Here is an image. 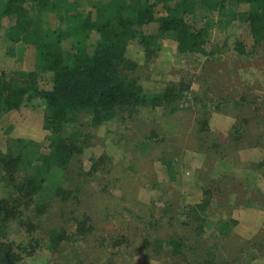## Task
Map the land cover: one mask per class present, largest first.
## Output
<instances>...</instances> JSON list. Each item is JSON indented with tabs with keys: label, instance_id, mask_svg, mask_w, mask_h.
Returning a JSON list of instances; mask_svg holds the SVG:
<instances>
[{
	"label": "rangeland",
	"instance_id": "374dc122",
	"mask_svg": "<svg viewBox=\"0 0 264 264\" xmlns=\"http://www.w3.org/2000/svg\"><path fill=\"white\" fill-rule=\"evenodd\" d=\"M1 36L0 73L29 71L33 51ZM129 54L149 93L183 78L190 82L193 109L171 117L148 110L137 115L141 131L119 123L93 129L86 117L72 126L81 131L85 149L68 170L51 173L47 190L82 186L83 192L64 200L60 194L49 203L44 198L48 205L40 226L44 238L66 228V243L76 253L59 255L51 264H264V47L252 58L221 45L207 57L182 56L177 44L167 41L157 58L145 59L134 43ZM42 78L52 83L50 74ZM44 112L35 103L6 114L0 135L11 145L25 140L46 151L51 134ZM203 116L209 117L205 132L198 121ZM205 190L211 197L207 216L232 223L227 237L211 228L196 239L191 227L178 225L181 207L199 204ZM86 217V228H78ZM174 233L197 240V255L171 252L162 241ZM51 259L43 249L22 264Z\"/></svg>",
	"mask_w": 264,
	"mask_h": 264
},
{
	"label": "trees",
	"instance_id": "16d2710c",
	"mask_svg": "<svg viewBox=\"0 0 264 264\" xmlns=\"http://www.w3.org/2000/svg\"><path fill=\"white\" fill-rule=\"evenodd\" d=\"M0 35L34 53L29 71L13 77L0 73V119L40 103L51 134L46 151L25 140L11 145L0 135V264H22L43 249L51 253V264L59 255L76 253L66 243V228L52 229L44 238L40 226L48 205L44 198L49 203L60 194L64 200L83 192L82 186L47 190L51 173L68 170L85 149L81 131L72 126L86 117L93 129L119 123L141 131L137 115L148 110L171 117L193 109L191 83L184 78L149 93L128 58L131 44L147 60L157 58L167 41L175 42L182 56L207 57L221 45L238 56L256 57L264 47V0H0ZM44 74L51 75V84ZM198 121L201 132L209 130V117ZM204 193L199 204L181 207L178 225L191 227L196 239L211 228L216 236H229L232 223L207 216L211 197ZM87 221L78 228H86ZM182 237L175 234L162 243L171 252L197 255V240Z\"/></svg>",
	"mask_w": 264,
	"mask_h": 264
}]
</instances>
